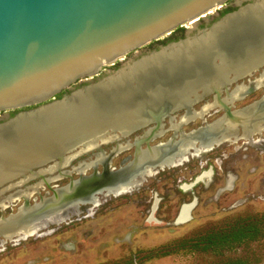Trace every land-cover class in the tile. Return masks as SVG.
Listing matches in <instances>:
<instances>
[{
  "label": "bare ground",
  "instance_id": "6f19581e",
  "mask_svg": "<svg viewBox=\"0 0 264 264\" xmlns=\"http://www.w3.org/2000/svg\"><path fill=\"white\" fill-rule=\"evenodd\" d=\"M251 1L256 3L251 9L257 14L254 22L264 25V0ZM258 37L264 38V30L259 31ZM224 42L225 39L221 40L217 33L211 32L205 38L189 39L185 45L171 44L165 48L167 51L164 49L159 55L143 58L111 77L74 90L67 103L64 100L20 114L13 121L16 122L14 126L0 131V196L3 197L0 212L5 213L12 204L24 201L17 212L0 217V243H17L28 239L53 224V218L64 222L77 213L76 208L90 204V200L103 193L117 195L126 191L135 179H143L155 169L173 164L177 157L180 160L181 156L190 154L195 145L199 146L197 150L200 152H209L226 142H232V135H237L239 128L243 132L241 139L246 143L257 136L260 139L258 143H263L264 96L246 109L233 111L232 115L237 118L235 121L225 113L213 124L204 125L205 128L189 135L181 130L184 125L198 119L205 120L207 114L216 108L225 111L217 99L199 111L194 109L208 95L216 96L215 91L222 94L225 89L228 93L222 99L223 103L233 108L239 101L247 100L255 90L264 88V44L248 50L245 58L237 63L229 61L224 54H216L211 58L217 63L215 78L208 81L200 78L182 84L177 76L179 71L197 64L205 53ZM178 45L177 51L172 49ZM260 70L259 77L249 80V84L243 83ZM160 73L167 74V84L153 88L151 81L160 77ZM165 103L169 108H164ZM181 110L185 113L176 122L173 115ZM157 115L162 116V123L164 118H170L175 137L168 143L152 146V149L143 148L142 144L137 154L135 152V159L125 158L119 169H113V158L132 149L137 141L152 133ZM139 131H143V135L138 136L135 142L122 143ZM164 133L162 124L150 143ZM109 144L115 147L107 154L103 148ZM93 152V159L67 169L79 157ZM178 152L182 155H177ZM100 165L103 166L102 172L98 171ZM90 169L94 171L93 174L85 176ZM74 173L79 174L78 180L72 178ZM46 175L51 177L43 178ZM37 178H43V181L27 186ZM64 178H71L70 184L56 190L52 197L42 198L34 206L29 204L30 199L44 190L46 185ZM192 208L193 204L183 205L177 215L182 221L179 225L188 222Z\"/></svg>",
  "mask_w": 264,
  "mask_h": 264
},
{
  "label": "rangeland",
  "instance_id": "374dc122",
  "mask_svg": "<svg viewBox=\"0 0 264 264\" xmlns=\"http://www.w3.org/2000/svg\"><path fill=\"white\" fill-rule=\"evenodd\" d=\"M252 3L254 1L236 0L231 8L213 12L214 14L204 17L196 24L187 25L159 42L151 43L129 55L124 61L107 67L98 77L78 83L65 95L111 77L143 56L196 37L203 30H209L229 12ZM260 73L261 70L243 83L249 84V80H255ZM227 93L224 89L221 98H226ZM263 96L264 88L255 90L247 100L239 101L232 111L246 109ZM215 100L216 96L210 94L197 103L194 109L199 111ZM20 111L2 113L0 124ZM184 113L181 110L173 115L176 122L180 121ZM224 114L225 111L216 108L207 114L205 120L198 119L184 125L181 130L185 134L192 133L213 124ZM163 124L165 133L152 142V146L168 143L175 137L170 118H164ZM242 134L239 128L237 135H232V142H226L209 152H200L196 145L190 154L181 156L178 152L182 161L176 166L155 169L143 179H135L126 191L117 195L103 193L90 200V204L76 208L77 213L66 221L60 222L59 218H53V224L47 226V223L46 228L28 239L17 243H0V264H264V141L258 143L260 139L257 136L252 142L246 143L241 139ZM142 135L143 131H139L122 143L135 142ZM235 140L239 141L234 143ZM202 142L208 143L204 140ZM114 147V144H109L104 146L103 151L109 154ZM145 147L146 145L143 146ZM180 149L178 150L181 151ZM133 151L132 148L113 158V169H119L125 158H134ZM94 155L93 152L79 157L67 169L71 170L80 162L93 159ZM102 169L103 166L100 165L98 171L102 172ZM212 170L210 178L208 175L203 176L205 172ZM93 172L90 169L85 176H90ZM72 176L74 180L80 177L76 173ZM200 176H203L202 181L187 188ZM50 177L51 175H46L43 178ZM43 178H37L27 186L35 185L43 181ZM70 181L71 178H64L46 185L44 190L30 199L29 204L34 206L42 198L52 197L54 190L64 188ZM194 198L198 199V204L192 212V219L185 224L176 225L180 209ZM0 200L3 197L0 196ZM23 202L21 200L12 204L5 213L0 212V217L17 212ZM156 202L157 209L154 212ZM250 221L260 228V235L255 240L238 241L223 247L208 245L209 240L213 244L219 240V236L234 233L233 230L226 232V229L236 223H241L238 229L241 235L249 227L253 230L254 226L249 224Z\"/></svg>",
  "mask_w": 264,
  "mask_h": 264
},
{
  "label": "water",
  "instance_id": "95a60500",
  "mask_svg": "<svg viewBox=\"0 0 264 264\" xmlns=\"http://www.w3.org/2000/svg\"><path fill=\"white\" fill-rule=\"evenodd\" d=\"M230 1L0 0V115L22 110L1 123L0 131L14 126L16 122L13 121L24 112L29 113L64 100L69 102L74 91L60 99L58 95L71 90L78 83L98 77L107 67L170 36L177 29L211 16ZM254 4L227 14L209 30L202 31L200 37L205 38L212 32L217 33L221 40L225 39V42L210 49L197 60V64L180 70L177 76L182 84L200 78L206 81L215 78L217 63L211 58L216 54H224L229 61L237 63L245 58L248 50L264 44V38L258 37L264 25L254 22L257 15L251 10ZM199 36L174 44L185 45L189 39ZM178 47L180 45L172 49L177 51ZM164 49L132 63L159 55ZM158 75L161 76L151 81L153 88L167 84V74ZM215 92L225 115L237 120L232 115L231 106L223 103L222 94ZM163 106L169 108L168 103ZM161 117H154L155 129L147 138L136 142V151L142 144L153 148L150 141L162 126ZM212 173L213 170L205 172L203 176L208 175L210 178ZM203 176L187 188L194 187L203 180ZM191 204L193 211L198 199L194 198ZM191 219L190 212L187 221ZM180 222L178 216L175 224L179 225Z\"/></svg>",
  "mask_w": 264,
  "mask_h": 264
},
{
  "label": "trees",
  "instance_id": "16d2710c",
  "mask_svg": "<svg viewBox=\"0 0 264 264\" xmlns=\"http://www.w3.org/2000/svg\"><path fill=\"white\" fill-rule=\"evenodd\" d=\"M62 96H63V94L58 95V99H60ZM240 224L241 223H236L233 226L226 229L227 230L226 232L233 230L234 233L230 232L232 234H230L229 236H219V237L216 236L219 238V240L214 241L213 244L209 240L208 245L209 246H222L223 247V246L230 244V243H235L238 241L241 242V241H246V240H255L256 238L259 237L260 232L258 230H260V228L255 227L254 222L250 221V223H249L250 225L254 226V229L253 230L251 229L252 230L251 231L250 227H249V229H247L245 232H243L242 235L238 231V229L240 228ZM232 264H243V263L242 262H239V263L235 262Z\"/></svg>",
  "mask_w": 264,
  "mask_h": 264
},
{
  "label": "flooded vegetation",
  "instance_id": "af4514ba",
  "mask_svg": "<svg viewBox=\"0 0 264 264\" xmlns=\"http://www.w3.org/2000/svg\"><path fill=\"white\" fill-rule=\"evenodd\" d=\"M235 1H236V0H232V1H230V2H229V3H228L223 9H228V7L231 8V5H232L233 2H235ZM236 6H241V5L236 4ZM238 8H239V7H238ZM240 8H241V7H240ZM240 8H239V9H240ZM239 9H238V10H239ZM238 10H237V11H238ZM233 12H236V11H233ZM233 12H232V13H233ZM228 14H230V12H229ZM226 15H227V14H226ZM226 15H225V16H226ZM223 17H224V16H223ZM223 17H222V18H223ZM183 28H185V26L182 27L181 29H183ZM179 29H180V28H179ZM179 29H177V30H179ZM177 30H176V31H177ZM176 31L173 32V33H176ZM173 33H172V34H173ZM157 42H159V41H157ZM177 43H178V42H177ZM142 49H143V48H142ZM133 54H135V53H132V54H130V55H133ZM143 57H144V56H143ZM141 58H142V57H141ZM66 92H67V91H66ZM66 92H64L63 95H65ZM162 124H163V123H162ZM163 125H164V124H163ZM155 126H156V123L153 125V127H155ZM135 141H136V139H135ZM144 145H146V144H144ZM144 145H143V146H144ZM146 147H147V145H146ZM133 150H134L133 152H134V155H135L136 147H133ZM179 161H182V158H181L180 160H179V159H178V160H177V159L173 160V162H172L173 164H170V165H174V166H176L177 163H179ZM170 165H169V166H170ZM112 168H113V167H112ZM102 170H103V169H102ZM72 178H73V177H72ZM78 179H79V178H78ZM78 179H77V180H78ZM60 190H61V189H60ZM155 211H156V210H155ZM155 211H154V212H155Z\"/></svg>",
  "mask_w": 264,
  "mask_h": 264
}]
</instances>
